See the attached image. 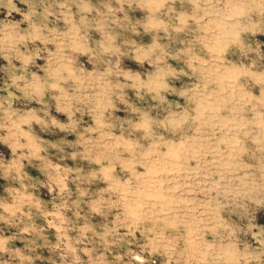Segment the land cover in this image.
Here are the masks:
<instances>
[{
    "label": "clouds",
    "instance_id": "1",
    "mask_svg": "<svg viewBox=\"0 0 264 264\" xmlns=\"http://www.w3.org/2000/svg\"><path fill=\"white\" fill-rule=\"evenodd\" d=\"M28 5V11L22 12L15 0H0V7L8 9L10 16L13 11L21 15V20L0 29V51L5 54L9 64L13 59L21 62L20 69L12 65V86L34 102L43 105L41 111L32 109L26 113L15 110L12 99L15 93H9L8 107L0 104L3 115L0 116V129L7 130L8 135L0 139L10 142L13 152L27 149L28 155L45 160V170L49 172L51 181L59 187L63 194L68 189V179L73 171L77 172L75 177L78 181L91 182L100 179L108 186L101 189L98 197L91 202V210L95 213L104 214L107 210L120 209L116 216L115 225L106 227L101 233H95L91 225H84L81 229V237L75 243L73 238L67 235L64 225L68 223L67 218L61 211L67 207L66 203L57 205L55 212H44L53 215L59 221H49L61 233L60 240L66 241L64 258L69 253L73 256V264H81V257L77 244L83 241L88 231L95 235L106 246L116 241L108 240V237L117 232L123 224L139 226L151 222L152 227L146 228L148 232L156 230L157 219L161 213L171 210L174 203L159 206L150 201L161 199L157 185L161 183L155 179L163 172H179L181 155L191 151L192 157L200 159L202 150L205 154L213 155L215 158L204 167L209 177L218 176L208 191L217 193L202 205L205 209L204 215L209 219L199 220L193 216L192 222L188 224L187 244L188 248L178 249L175 238H168L161 231L154 236L146 250L155 254H161L168 258V264L173 259L179 264V259L187 254L188 260L211 261L214 258L213 245H203L201 237L197 235L201 231L200 224H212L211 231L228 229V225L221 217L220 209L224 206L218 199L247 198L259 203L257 199L264 196V182L255 177L252 169L256 166L243 161V156L252 154L254 150L248 147L249 141L257 145L258 151H264V71H256V62L248 65H235L226 67L228 50L233 46L241 52H256L259 55V46L253 49L247 45L243 36L246 33L261 32L258 23H254L251 14L257 12L264 15V0H187L191 5V11L177 12L176 0H117L118 7L111 4V0L104 5L101 11L91 0H63L56 5L47 4L46 0H22ZM76 5L80 13L79 23L75 21L71 9ZM135 4L137 8L147 13L143 21L132 24L125 11V5L129 8ZM43 6V12L39 8ZM53 7H58L60 14L64 16L69 25L68 29L57 34L49 30L47 19L53 15ZM96 12L95 25L89 20V15ZM124 12L121 19L117 14ZM175 13V17H173ZM168 19H164V16ZM95 20V18H93ZM27 23V29H21L20 24ZM127 28L134 34H138V26L143 27L146 32H155L157 39L147 47L136 49L135 60L141 64L147 62L154 71L147 76L139 73L133 74L121 67L119 57L123 54L116 45L117 34L109 30L112 26ZM192 25H196L195 28ZM95 27L103 34V40L98 47H87V32L89 28ZM163 32L166 37L171 38L173 33L191 32L192 38L184 42L185 46L176 51H171L167 45L159 42V33ZM42 42L44 49L22 51L21 45L27 47L28 43ZM49 43L55 44V51L48 49ZM41 51H47L46 66L41 67L43 76L36 72L29 74V66L41 58ZM91 56L96 67L87 70L85 66L78 65L77 55ZM117 57L115 61L106 60L105 57ZM169 59H176L184 64V68L177 70L168 64ZM103 64L104 67H99ZM18 73V74H17ZM186 76L192 83L178 90L169 80ZM123 77V80L120 78ZM245 80L246 83H241ZM259 87L257 95L249 86ZM130 82V83H129ZM134 89L138 98L150 96L158 105H168L171 110L173 105L168 100L167 93H172L184 100V105L177 103L176 108L180 111L171 110L169 118L163 121L153 118L149 111L137 107L128 99L126 89ZM52 93L56 103V111L67 116V123L61 122L52 116L49 110L46 95ZM119 102V104H118ZM122 104L131 115L138 119H127V129L121 126V134L116 135L117 127L115 113L121 111ZM223 113H227L226 115ZM251 113V118L248 114ZM80 114V119L77 118ZM88 115L92 119L91 126L81 127L82 118ZM41 128L55 127L61 132L74 135L76 139L70 141L61 139L58 142H49L35 135L32 125ZM185 126L194 130L196 136L189 144L187 138L173 142L164 141L162 136L156 140L157 127H166L172 132H180ZM211 130L213 142L204 143L201 138ZM127 132L128 135L123 133ZM142 133L141 139L150 143L145 146L134 137L135 133ZM217 133L222 135L216 137ZM23 141V143H22ZM160 141H163L161 143ZM162 146L167 147V152H161ZM48 148H55L64 152L65 148H72L70 154L72 159L81 157L87 161L100 165L98 170L83 175L80 170L62 167L41 157L40 153L46 152ZM123 153H129L130 159H121ZM107 162V163H106ZM117 163L123 170L128 172L127 178L121 179L114 175ZM142 165L146 171H137V166ZM259 169L264 171V162L259 164ZM12 168L20 173L18 161L12 162ZM189 172H199L200 168L186 169ZM214 170V171H213ZM245 173L240 175V173ZM225 181H227L225 183ZM88 193L81 189V196ZM110 194V195H105ZM117 197L113 199L112 197ZM180 203H191L181 201ZM36 207L44 211L40 202L24 191L14 190L13 203H0V208L8 215H0V220L13 224L20 217L31 218V212H25L24 208ZM159 208V211H157ZM193 212L196 209H192ZM215 221V223H213ZM165 225L175 228L176 221L165 218ZM181 223H187L181 221ZM33 231L40 232L33 225L22 229L24 233ZM12 237H0V253L7 254L9 260H0V264H12L18 260L19 264H32L33 257L23 249L8 247ZM55 248L59 249L61 243ZM35 241L28 244L29 251H35ZM83 251L89 256L92 264H107L106 258L101 255L98 260H92L93 249L85 248ZM219 255L226 256L230 264H238L240 253L236 251L221 252Z\"/></svg>",
    "mask_w": 264,
    "mask_h": 264
},
{
    "label": "rangeland",
    "instance_id": "2",
    "mask_svg": "<svg viewBox=\"0 0 264 264\" xmlns=\"http://www.w3.org/2000/svg\"><path fill=\"white\" fill-rule=\"evenodd\" d=\"M62 3L63 0H46L47 4L56 5ZM101 11L104 10V5L108 3V0H91ZM247 2V0H244ZM17 6L22 12L28 11V5L22 2V0H15ZM111 4L114 7H118L117 0H111ZM175 8L177 12L191 11V5L187 0H176ZM44 8H39L40 12H43ZM125 11L132 24H137L138 21H143L147 15L145 11L137 8L135 4L129 8L125 5ZM74 14L75 21L79 23L80 13L75 4L71 9ZM124 12H120L117 15L123 19ZM175 17V13H173ZM95 18V20H93ZM164 19H168V16H164ZM101 19L97 17L96 12H92L89 15V20L95 25L96 21ZM251 19L254 23H258L261 32L253 35L252 33H246L243 36V40L247 45H250L253 49L259 46V55L256 52H248L247 54L240 51L239 48L233 46L228 50L226 67L235 65H248L251 62H256V71H264V15L257 12L251 14ZM21 15L13 11L11 15H8V9L0 7V29H3L6 25L19 22ZM48 29L53 30V34L66 31L69 27L67 20L60 14L58 7H53V15H50L46 21ZM138 26V34H134L130 30V26L127 28H121L112 26L111 29L117 34L116 45L122 50V55L119 57L121 60V67L126 71H131L133 74L139 73L141 76H147L148 73L154 71L153 67H150L147 62L141 64L135 60L136 49L138 47H147L154 40L157 39L155 32H146L143 27ZM21 29H27V23L20 24ZM193 28L196 25H192ZM192 38L191 32H182L179 34L173 33L171 38L165 36L163 32L159 33V42L167 45L171 51H176L181 47H184V42ZM87 47L96 48L103 40V34L97 31L95 27L88 29L87 32ZM36 48L44 49L45 45L37 41L34 44L28 43L25 48L21 45L22 51L34 50ZM48 49L55 51V44L49 43ZM48 57L47 51H41V58L36 60L29 66V74L36 72L43 76L44 73L40 71L41 67L46 66V60ZM106 60L111 59L115 61L117 57L111 58L105 57ZM78 65H83L87 70H92L96 67L92 57L78 54ZM168 64L173 68L180 70L184 68V64L176 59H169ZM12 65H15L17 69H20L21 62L13 59L11 64L5 58V54L0 51V104H3L4 108L8 107L9 93H15L12 99V106L15 110L26 113L32 109H36L43 115V105L27 99L23 93L19 92L16 87L12 86V72L10 71ZM99 67L103 68L104 65L100 64ZM18 74V73H17ZM123 80V77L120 78ZM130 83V82H129ZM169 83L176 87L178 90H182L188 87L192 81L186 76H180L178 79L169 80ZM241 83H246L242 80ZM251 89L259 95L260 89L257 86L247 81ZM128 99L131 103L139 108L149 111L151 116L156 120L163 121L169 118L171 110L177 112L180 111L175 105L179 103L184 105V100L175 94L167 93L169 102L172 103L173 108L170 110L168 105H158L152 100L150 96H145L142 99L138 98L134 89H126ZM49 110L52 116L57 120L67 123V116L56 111V103L52 98V93L46 95ZM119 104V102H118ZM121 111L115 113V119L117 127L115 134H121V126L124 129L128 128L127 119H138L137 116L131 115L130 110L126 109L124 105L120 104ZM227 114V113H223ZM3 115V111L0 110V116ZM251 118V113L248 114ZM77 118L80 119V114H77ZM93 124L92 119L88 115H84L82 118L81 127L91 126ZM32 128L35 135L43 138L49 142H58L61 139H67L74 141L76 137L74 135L61 132L55 127L41 128L39 125L33 124ZM157 137L162 136L164 141L171 140L173 142H179L185 138L188 139L189 144L193 142V138L196 136L194 130L189 129L187 126L180 132H172L166 127L156 128ZM128 135L127 132L123 133ZM8 135L7 130L0 129V138ZM222 135L217 133L216 137ZM134 137L140 141L141 144L147 146L150 141L141 139L142 133H135ZM213 133L209 130L202 138L204 143L213 142ZM163 143V141H160ZM23 143V141H22ZM248 147L254 150V155L249 154L243 156V161L250 165H254L252 171L255 173V177L261 179L264 182V171L259 169V164L264 162V151L256 150L257 145L251 141L247 142ZM167 147L162 146L160 151L167 152ZM73 151L72 148H65L64 152H60L55 148H48L46 152L40 153L41 157H46L48 161L53 164L60 165L62 167H68L76 170H80L83 175H88L94 170H98L100 165L87 161L81 157L72 159L70 155ZM129 153H123L121 159H130ZM215 157L210 154H205L202 150L200 159L192 157L191 151L187 154V158L184 154L181 155L179 163L181 164V170L179 172H163L155 177L157 181H160L157 185L159 189V195L161 199H154L150 203L163 206L168 203V200L174 201L171 205V210L167 213H161L156 223V230L154 232H148L145 235V229L151 228L153 225L151 222H146L139 226L128 224L121 225L117 232L108 237L110 241H116V243L106 246L100 240V237L95 235L93 231H88L86 237L83 238L81 243L76 246L78 248L79 255L81 257V264H92L89 256L83 251V249H93L92 260H98L101 255L106 258L107 264H168V258L161 254L153 255L150 250H146L149 245V241L161 231H164V235L168 238H175L178 244V249L183 250L188 248L187 233L188 224L192 222L193 216L199 220L209 219L204 215L205 209L202 207L204 203L211 200L212 197L217 196V193L208 191L211 188L212 183L218 180V176L209 177L207 175L205 165L212 161ZM18 161L20 165V173L18 174L14 168H12V162ZM107 163V162H106ZM200 168L199 172H189L186 169ZM138 172H145L146 168L142 165L137 166ZM214 171V170H213ZM245 173L241 172L240 175ZM77 175L76 171H73L68 179V189L70 191L61 193L58 186H56L50 179L49 172L45 170V160L38 157H31L28 155L27 149L17 150L13 152L10 147V142L0 139V203H13L14 190L24 191L25 186L27 193L32 195L35 200L39 201L43 210L36 207H25V212H31V218L20 217L13 224H9L7 221L0 220V237H12L8 247L23 249L27 254L31 255L34 259L32 264H73V256L71 253L66 258L62 256L65 251L64 244L60 240L61 233L57 229L50 225L49 221H59L53 215H45L44 212H55L57 205L66 203L68 206L62 208L64 216L67 218L68 223L64 225L67 230V235L73 238L75 243L77 238L81 237V229L84 225H91L95 233H103L106 227H113L115 220L120 209L107 210L105 206V213L99 214L91 210V202L98 197L101 189L108 185L102 182L100 179L88 181H78L75 179ZM114 175L121 179L127 178L128 172L124 171L122 166L117 163L116 171ZM227 181H225L226 183ZM81 189H84L88 194L81 196ZM110 195V194H105ZM113 199L117 197L113 196ZM219 201L224 205L220 209L221 217L225 223L229 226L228 229H218L217 232H212V224H200L201 231L197 233L202 239L203 245H213L214 258L211 261H198L196 259L188 260L187 254L179 259V264H230L226 256L219 255L221 252L236 251L240 253V260L238 264H264V196H260L256 201L247 198H229L225 200L223 197H218ZM181 201H190L191 203H180ZM192 209H196L195 212ZM159 211V208H157ZM0 215H8L4 212L3 208H0ZM165 218L170 221H176V227H170L165 225ZM186 221L187 223H181ZM215 223V221H213ZM28 225H33L40 232L33 231L30 233L22 232V229ZM30 241H35V251H29L28 244ZM57 243H61L59 249L54 246ZM0 260H9L7 254L0 253ZM12 264H19L18 260L12 261ZM172 264H177V261L173 259Z\"/></svg>",
    "mask_w": 264,
    "mask_h": 264
}]
</instances>
